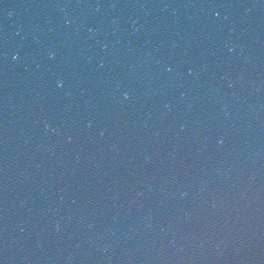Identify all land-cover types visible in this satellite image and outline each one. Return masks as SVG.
I'll use <instances>...</instances> for the list:
<instances>
[{"label":"water","instance_id":"1","mask_svg":"<svg viewBox=\"0 0 264 264\" xmlns=\"http://www.w3.org/2000/svg\"><path fill=\"white\" fill-rule=\"evenodd\" d=\"M0 264H264V0H0Z\"/></svg>","mask_w":264,"mask_h":264}]
</instances>
